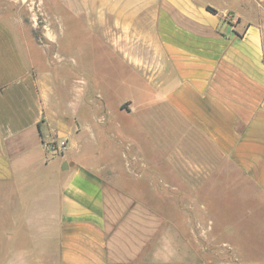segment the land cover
<instances>
[{
	"label": "crops",
	"instance_id": "0c3cea01",
	"mask_svg": "<svg viewBox=\"0 0 264 264\" xmlns=\"http://www.w3.org/2000/svg\"><path fill=\"white\" fill-rule=\"evenodd\" d=\"M58 1L75 20L84 17L80 24L112 55L142 73L159 97L160 109L154 108L162 126L177 121L178 186L171 188L194 209L199 189L220 191L224 230L232 231L226 244L248 248L244 233L264 230V0ZM49 9L48 38L57 40V24L65 29ZM16 37L0 20V231L48 233L42 239L56 250V264H147L114 250L111 189L98 173L104 166L81 160L75 125L66 120L69 103L55 94L44 50L25 56ZM62 140V154L44 144ZM189 168L193 175L184 174ZM161 183L168 188V181ZM259 235L262 242L264 231ZM12 260L45 262L40 256Z\"/></svg>",
	"mask_w": 264,
	"mask_h": 264
},
{
	"label": "rangeland",
	"instance_id": "374dc122",
	"mask_svg": "<svg viewBox=\"0 0 264 264\" xmlns=\"http://www.w3.org/2000/svg\"><path fill=\"white\" fill-rule=\"evenodd\" d=\"M49 8L65 29L62 32L57 24V40L48 38ZM74 16L58 0H0V20L17 35L25 56L27 52L37 55L35 47L44 50L55 94L69 103L71 114L66 120L75 125L77 136L72 140L83 152L81 160L94 168L104 166L98 173L111 189L108 237L113 238L116 253L125 249L131 256L134 253V262L147 264H264V240H259L264 230L244 233L248 248L226 244L232 231L224 230L220 191L205 187L197 191L194 204L199 214L192 200L171 188L178 186L174 164L180 153L177 121H170L168 128L162 126L155 109H160L159 97L142 73L112 55L95 33L85 30L80 24L86 23L84 17L75 20ZM85 103L87 113L81 115ZM183 170L193 175L191 169L190 173ZM135 177L141 180L135 183ZM162 180L168 181V188ZM46 234L0 231V257L9 256L8 263L0 264H21L12 262L15 256H40L45 261L40 264H56V250L50 251L47 238L42 239ZM241 234L237 233L238 238Z\"/></svg>",
	"mask_w": 264,
	"mask_h": 264
},
{
	"label": "built area",
	"instance_id": "2783aa9c",
	"mask_svg": "<svg viewBox=\"0 0 264 264\" xmlns=\"http://www.w3.org/2000/svg\"><path fill=\"white\" fill-rule=\"evenodd\" d=\"M66 140L61 141L59 143L53 144L52 142H44L46 145V149L53 152V154H62L66 151ZM51 145H55V147H51ZM50 146V147H49Z\"/></svg>",
	"mask_w": 264,
	"mask_h": 264
},
{
	"label": "trees",
	"instance_id": "16d2710c",
	"mask_svg": "<svg viewBox=\"0 0 264 264\" xmlns=\"http://www.w3.org/2000/svg\"><path fill=\"white\" fill-rule=\"evenodd\" d=\"M206 10H208L209 12H211L213 14L216 13V11L214 9L210 8V7H206Z\"/></svg>",
	"mask_w": 264,
	"mask_h": 264
},
{
	"label": "water",
	"instance_id": "95a60500",
	"mask_svg": "<svg viewBox=\"0 0 264 264\" xmlns=\"http://www.w3.org/2000/svg\"><path fill=\"white\" fill-rule=\"evenodd\" d=\"M65 168H66V166H65Z\"/></svg>",
	"mask_w": 264,
	"mask_h": 264
}]
</instances>
